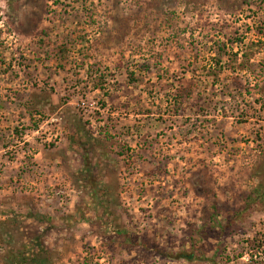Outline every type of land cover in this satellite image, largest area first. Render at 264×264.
<instances>
[{"label": "rangeland", "instance_id": "1", "mask_svg": "<svg viewBox=\"0 0 264 264\" xmlns=\"http://www.w3.org/2000/svg\"><path fill=\"white\" fill-rule=\"evenodd\" d=\"M257 191L264 0H0V264H264Z\"/></svg>", "mask_w": 264, "mask_h": 264}, {"label": "trees", "instance_id": "2", "mask_svg": "<svg viewBox=\"0 0 264 264\" xmlns=\"http://www.w3.org/2000/svg\"><path fill=\"white\" fill-rule=\"evenodd\" d=\"M183 98V97H182ZM88 162V161H87ZM87 165H88V163H87ZM257 194L259 195L258 196V198L260 199V198H264V193L262 192L261 194H260V192L259 191H257ZM187 258V257H186ZM190 259L191 258H193V256H191V257H189Z\"/></svg>", "mask_w": 264, "mask_h": 264}]
</instances>
